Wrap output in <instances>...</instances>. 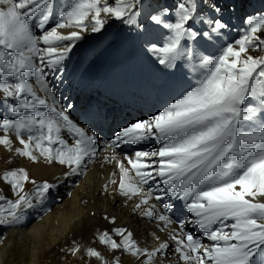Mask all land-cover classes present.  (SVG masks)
<instances>
[{
	"label": "snow or ice",
	"instance_id": "6c2138e0",
	"mask_svg": "<svg viewBox=\"0 0 264 264\" xmlns=\"http://www.w3.org/2000/svg\"><path fill=\"white\" fill-rule=\"evenodd\" d=\"M140 3L73 0L51 23L55 0H0V92L4 100L15 101L12 113H36L0 117L4 133L0 145L12 150L13 141L7 134L14 133L23 146L15 149L19 156L65 165L69 175L86 166V158L95 155L97 138L70 114L74 105L59 103L47 77L62 69L84 32H100L108 18L139 26ZM207 7L211 15L205 17L198 0H178L173 8L149 17L167 33L164 42L150 49L160 65L176 68L178 61L191 60V44L207 54L200 57L197 83L155 114L135 120L114 136L113 148L150 139L158 143L152 150L138 149L126 156L131 169L118 161L119 191L128 199L141 197L138 209L153 198L174 197L180 202L188 213L182 220L168 214L177 205L167 202L161 205L162 211H157L155 204L144 208L143 215L165 226L178 224L170 240L183 264H264V55L251 51L264 52V13L248 16L240 38L215 53L208 51L211 41L228 28L225 10L235 8L220 0H211ZM198 20L204 27H197ZM64 28L78 30L58 31ZM63 130L74 134V144L62 138ZM130 170L135 171L138 182L128 183ZM3 181L16 199L0 194V225L18 224L25 211L34 207L33 201L42 202L55 187L48 181L37 184L24 168L5 172ZM25 183L35 185L32 194L24 191ZM153 192L159 194L153 197ZM110 222L115 224V217ZM186 225L201 230L200 235L186 231ZM111 231L120 239L104 231L98 237L100 243L128 252L139 264H157V255L172 247L168 240L155 236L160 243L149 250L140 247L126 228ZM70 251L75 254L80 248ZM87 255L101 264H112L95 248H88Z\"/></svg>",
	"mask_w": 264,
	"mask_h": 264
},
{
	"label": "bare ground",
	"instance_id": "6f19581e",
	"mask_svg": "<svg viewBox=\"0 0 264 264\" xmlns=\"http://www.w3.org/2000/svg\"><path fill=\"white\" fill-rule=\"evenodd\" d=\"M157 1L141 0L139 26H130L108 18L100 32H84L83 38L77 42L62 69L54 70L47 77L59 103L65 107L74 105V108L69 109L70 114L74 119L78 117L77 122L97 138L95 155L90 160L86 158L85 167L77 174L69 175L70 169L65 165L50 164L42 157L38 162H33L27 157L19 156L15 149L23 146L19 144L14 133L7 134L13 141L12 150L0 145V194L8 199H16L10 185L3 181V174L18 168L26 169L30 179H34L37 184L48 181L55 185L45 194L42 202L33 201L34 207L25 211L18 224L0 225V264H101L96 258L87 255L88 248L97 249L106 260L112 261V264H115L117 259L119 264H139V259L128 252L114 251L100 243L98 237L104 231H109L113 238L119 240L120 237L111 231L117 227L131 231L133 239L139 246L149 250L160 243L155 236H159L161 240H168L172 247L165 254L157 255V264H183L179 255L174 252L175 242L170 240V234L174 229H178V224L165 226L158 219L143 215L144 208L152 204L157 206V211H162L161 205L164 202L177 204L179 201L174 197L171 199L166 197L163 201H156L153 198L149 205H143L138 209L136 204L140 202L141 197L128 199L119 191L121 176L118 161L123 160L131 169V166L127 165L126 156H131L135 150L143 149L146 141L119 151L118 148L111 147V143L114 136L123 127L128 126V123L119 124L111 133L104 125L106 134L102 135L91 130V127L85 125L75 113V108L85 94L92 90L103 105V108L94 112V119L104 118L106 122L104 109L106 107L108 109L111 96L107 91L95 89L94 85L98 82L108 89L145 94L149 93L148 90L171 91L175 87L176 77L181 84V93L198 82L201 75L200 57L207 54L199 45L191 44V60L178 61L179 67L176 68L160 65L157 56L150 50L151 45L161 44L167 36L165 29L154 26L149 20V17L156 13L152 7ZM245 1L246 4L241 7L238 0H232L236 15H231L229 10H225L224 18L228 28L219 34L218 38L213 37L209 52L218 53L224 45L234 44L242 35L248 16L264 13L261 9L263 0ZM72 2L73 0H55V14L50 18V22L54 23L59 14ZM108 2L111 4L114 0ZM175 4L176 2L167 1V7L160 10L171 9ZM246 10L252 13L244 14ZM200 11L205 17L211 15L210 10ZM197 27L204 25L198 20ZM73 30L78 29L64 28L58 31L67 34ZM251 51L253 55H257L258 50ZM34 87L39 89L38 84H34ZM98 100L93 99L95 105L98 104ZM172 101L168 100L167 103ZM136 102L141 104L140 98ZM14 104V100H4L3 93L0 92V117L19 118V115L23 114H36L29 110L14 114L10 110ZM40 110L46 111L43 108ZM125 115L126 112H119L118 118H124ZM148 117L150 116L140 115L139 119ZM2 135L4 133L0 130V136ZM61 135L69 145L74 144V134L63 130ZM157 146L158 143L148 150ZM129 176L131 179L128 183L138 182L139 178L135 177L134 170H130ZM113 180L117 183L112 184ZM147 187L144 186L145 190ZM34 190L35 185L25 183V192L32 194ZM157 194L159 193L153 192V197ZM168 214L175 220H182L188 215L182 208H174ZM112 217H115V224L110 222ZM185 230L195 236H199L201 231L195 226L188 225L185 226ZM77 246L80 251L73 254L70 249Z\"/></svg>",
	"mask_w": 264,
	"mask_h": 264
},
{
	"label": "rangeland",
	"instance_id": "374dc122",
	"mask_svg": "<svg viewBox=\"0 0 264 264\" xmlns=\"http://www.w3.org/2000/svg\"><path fill=\"white\" fill-rule=\"evenodd\" d=\"M167 1H173V2H178V0H158L156 3H155V5H154V7H152L153 8V12H158L161 8H164V7H167ZM257 1H260V0H257ZM199 2H200V4H199V9L200 10H206V11H208L209 10V8L207 7V5H208V3H210L211 2V0H199ZM227 3L230 7H233V4H232V0H220V3ZM240 2V3H239ZM238 3H239V5L241 6V7H243L245 4H246V1L245 0H238ZM261 9L264 11V0L263 1H261ZM229 13L231 14V15H236V13H235V11H230L229 10ZM250 13H252L250 10H246L245 12H244V14H250ZM257 55H264L263 54V52L262 51H258L257 52ZM59 200V199H58ZM57 200V201H58ZM56 201V202H57ZM55 202V203H56ZM57 204V203H56Z\"/></svg>",
	"mask_w": 264,
	"mask_h": 264
}]
</instances>
